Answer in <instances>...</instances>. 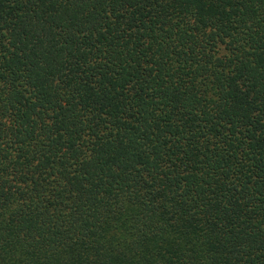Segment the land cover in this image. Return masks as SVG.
<instances>
[{
  "label": "trees",
  "instance_id": "16d2710c",
  "mask_svg": "<svg viewBox=\"0 0 264 264\" xmlns=\"http://www.w3.org/2000/svg\"><path fill=\"white\" fill-rule=\"evenodd\" d=\"M0 264H264V0H0Z\"/></svg>",
  "mask_w": 264,
  "mask_h": 264
}]
</instances>
